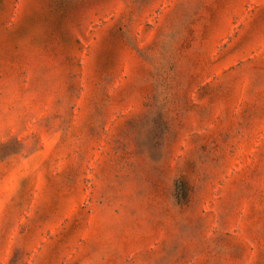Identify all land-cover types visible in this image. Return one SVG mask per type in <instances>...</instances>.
<instances>
[{
	"label": "rangeland",
	"instance_id": "1",
	"mask_svg": "<svg viewBox=\"0 0 264 264\" xmlns=\"http://www.w3.org/2000/svg\"><path fill=\"white\" fill-rule=\"evenodd\" d=\"M0 264H264V0H0Z\"/></svg>",
	"mask_w": 264,
	"mask_h": 264
}]
</instances>
